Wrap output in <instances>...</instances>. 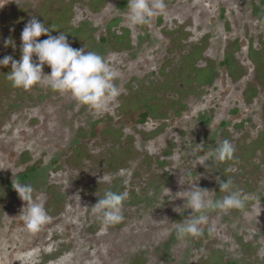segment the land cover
Instances as JSON below:
<instances>
[{"label": "rangeland", "instance_id": "obj_1", "mask_svg": "<svg viewBox=\"0 0 264 264\" xmlns=\"http://www.w3.org/2000/svg\"><path fill=\"white\" fill-rule=\"evenodd\" d=\"M45 1L0 0V58L20 59L21 31ZM87 1L73 4L71 22L94 28L96 45L81 48L104 58L117 97L94 109L43 82L14 88L7 79L11 65L0 67V264H209L214 254L225 262L264 264V83L255 81L249 57V48L264 40V20L253 13L254 5L264 11V0H165V10L142 26L128 22L127 6L118 8V0H106L99 10ZM112 18L119 19L118 32L129 30V49H112L100 39ZM170 31L183 35L184 48L173 47ZM203 37L206 58L199 64L215 61L214 82L187 95L180 114L140 122L126 104L129 91L161 81V67H175L182 50ZM8 38L15 48L4 46ZM236 39L244 74L233 79L222 60ZM247 87L258 89L251 101ZM172 95L165 93L164 103ZM112 127L122 129L118 146L107 131ZM225 139L234 157L217 162L212 150ZM114 150L120 154L112 158ZM217 178L261 198L243 210L213 211L203 236L177 240V224L191 214L184 191L194 182L219 199L225 193ZM17 181L32 185L36 200L46 202L51 185L62 199L39 232L27 231L20 219L25 202L12 187ZM107 190L128 197L123 222L105 229L90 207Z\"/></svg>", "mask_w": 264, "mask_h": 264}, {"label": "clouds", "instance_id": "obj_2", "mask_svg": "<svg viewBox=\"0 0 264 264\" xmlns=\"http://www.w3.org/2000/svg\"><path fill=\"white\" fill-rule=\"evenodd\" d=\"M165 8V0H128V22L132 26L145 25ZM52 30L55 29L33 16L21 31L20 59L16 60L10 55L0 58V67L11 65L7 79L14 88L27 90L43 82L52 91L70 94L80 104L94 109L102 107L106 97L115 98L120 94L113 83L114 74L101 55L86 51L85 48H73L64 32L54 36L51 34ZM41 36L47 38L39 40ZM4 46L15 48V42L11 38L5 39ZM33 57L36 58L35 62ZM45 66L50 68L47 75L43 73ZM43 77H47V80L42 81ZM234 152L233 144L225 139L212 150V155L217 162H223L232 159ZM205 161L209 160L204 159L195 166L204 165ZM217 182L220 191L225 193L219 199L208 197L207 193L212 191L201 189L194 182L184 191V201L188 204V209H191V214L184 222L177 224L174 230L177 240L185 241L203 236L209 213L243 210L249 201L261 198L234 187L231 179L217 178ZM12 187L20 200L25 202L19 214L25 229L32 233L39 232L51 219L45 208V200L34 198V189L30 184L17 181ZM127 197V192L107 190L90 207L91 213L101 221L105 229L117 225L124 220L122 208ZM208 231L211 234L214 229L209 228Z\"/></svg>", "mask_w": 264, "mask_h": 264}, {"label": "trees", "instance_id": "obj_3", "mask_svg": "<svg viewBox=\"0 0 264 264\" xmlns=\"http://www.w3.org/2000/svg\"><path fill=\"white\" fill-rule=\"evenodd\" d=\"M80 0H58V3L52 2L51 0H46L42 7L33 15H31L28 21L36 16L41 22L45 23L46 26L53 28L55 30L51 31L52 35H59L60 32H64L67 36L73 48L79 49L81 47H87L92 49L97 42L96 37L93 35L94 28L90 26L86 21H79L77 24L71 22L73 15V4L79 2ZM104 2V0H88V4L92 9L97 10L99 6ZM128 0H119L118 6L120 8H125ZM17 12H15L16 14ZM254 14L260 19L264 20V11L259 6H254ZM118 23V19H112L107 25V35L101 36V40L107 42L110 47L117 50L129 49L130 38L129 30L127 28H122L121 32L118 33L116 30L111 31V26ZM46 36H41L38 39L44 40ZM203 46L195 47L189 53L182 55L181 61L175 67L170 69L168 72L161 70L162 81L149 82L147 85L140 86V88L134 92H131V97L129 98V103L132 108L140 110L139 121L144 122L148 117H163L161 112V106L164 104L163 95L165 93H173L179 97H185L187 94L192 92L197 86H202L206 83H210L214 77L213 64L211 61L201 67L197 65V60L202 57ZM251 57L256 67L255 77L264 83V40H260V46L258 49L251 48ZM2 55V54H1ZM225 63L228 66L230 73L236 77L239 73V66L236 64L235 58L228 54L225 58ZM8 67V66H7ZM3 67V68H7ZM250 94L248 99H250L255 93V88H249ZM162 95L159 96L158 94ZM169 108H173L174 105L180 103L179 100L170 99ZM180 108L185 107L184 104L180 103ZM178 112V111H177ZM107 130V129H105ZM104 130V131H105ZM109 132H117L119 136L120 131L110 128L107 130ZM264 141V131L260 132V144ZM80 148V147H79ZM78 148V149H79ZM119 150H114L112 158L119 155ZM111 158V159H112ZM113 160V159H112ZM52 188L50 187V190ZM56 201L59 197H56ZM243 245L248 246L247 243L241 242ZM209 264H235L233 261H223L222 258L217 254L211 257V262Z\"/></svg>", "mask_w": 264, "mask_h": 264}, {"label": "flooded vegetation", "instance_id": "obj_4", "mask_svg": "<svg viewBox=\"0 0 264 264\" xmlns=\"http://www.w3.org/2000/svg\"><path fill=\"white\" fill-rule=\"evenodd\" d=\"M105 2H106V0H104V2L99 6V8L97 9V10H99L101 7H103V5L105 4ZM87 3H88V1H87ZM118 3H119V0L117 1V6H118ZM127 4H128V2H127ZM89 5V4H88ZM127 6V5H126ZM255 6V5H254ZM254 6H253V13H254ZM91 7V6H90ZM118 8H120L119 6H118ZM120 9H122V8H120ZM258 18V17H257ZM112 19H115V18H112ZM112 19H110V20H112ZM118 19V18H117ZM259 19V18H258ZM110 20L108 21V22H110ZM260 20V19H259ZM82 21H84V20H82ZM262 21V20H261ZM119 24V19H118V23L116 24V25H114V26H111V28H110V30L111 31H113V30H116L117 31V28H118V25ZM107 25H108V23H107ZM107 25H106V31H105V33L102 35V36H106L107 35ZM118 32V31H117ZM118 33H120V32H118ZM174 34V35H173ZM170 37H171V44L173 45V47H183L184 48V46H186V45H184V44H182V43H180V41L181 40H183V35H181V33H175V32H173V31H170V33L168 34ZM182 36V37H181ZM206 37H203L202 39H200L198 42H196V43H189L188 44V48L187 49H184V51L182 50V53L180 54V56H179V60L177 61V63H176V65L177 64H179V62L181 61V57H182V55H184V54H186V53H189L190 51H192L193 50V48H195V47H201V46H203V49H202V57L201 58H199L198 60H197V65L198 66H201V67H203V66H205L207 63H208V61H211L212 62V64H213V70H214V77H213V79H212V81L210 82V83H206V84H204V85H202V86H197L196 88H204V87H206V86H210L213 82H214V80H215V78H216V75H217V73H216V63H215V61L214 60H212V59H207V60H205V64H203V65H201V64H199V62L201 61V60H203V59H205L206 57H204V54H203V51H204V47H205V45H206ZM263 40V39H262ZM236 42H238V40L236 39V40H234L233 42H232V44L230 43L228 46H226V48H225V50H224V54H223V60H222V64L225 66V68H226V70H227V72H228V74L233 78V79H238L239 77H241L243 74H244V71H243V67L240 65V63L237 61V57H236V51L237 50H239V44L238 43H236ZM107 43V42H106ZM108 44V43H107ZM109 45V44H108ZM110 46V45H109ZM259 46H260V44H259ZM259 46L258 47H256V46H251L250 48H249V57H250V60H251V62H252V65H253V70H254V73H253V77H254V79H255V81L258 83V84H261V82L255 77V74H256V67H255V64H254V62H253V60H252V57H251V53H250V51H251V48L253 47V48H255V49H258L259 48ZM112 48V47H111ZM113 49V48H112ZM124 50V49H123ZM228 54H231L234 58H235V60H236V64L239 66V73H238V75L236 76V77H234L231 73H230V70H229V68H228V66L226 65V63H225V58H226V56L228 55ZM175 65V66H176ZM172 68V66H169V69L167 68V66L166 65H164L163 67H161V70L162 69H164L163 71H165V72H168L170 69ZM162 79H163V77H162ZM162 79H161V81H162ZM154 82H156V81H154ZM149 84V83H148ZM147 85V84H146ZM140 88V87H139ZM139 88H137V89H132L131 91H129V94H128V97H127V105L128 106H130V101H129V98L131 97L130 95H131V92H134V91H136V90H138ZM195 88V89H196ZM252 88H255V87H252ZM194 89V90H195ZM256 89V88H255ZM194 90L192 91V92H194ZM192 92H190V93H192ZM189 93V94H190ZM257 93H258V89H256V93L250 98V99H248V96H249V94H250V90H249V87H247L245 90H244V96H245V98H246V100L247 101H251L252 100V98H254L256 95H257ZM171 94V93H170ZM189 94H187V95H189ZM162 94L161 93H159V96H161ZM174 95V96H173ZM172 96H173V98H171V99H174V100H179V102L180 103H182V104H184L183 102H182V100H184V98L185 97H187V95L185 96V97H179V96H177L176 94H173ZM168 102H170V101H168L167 100V104H168V106H169V103ZM166 103H164V104H166ZM180 103H176L175 105H174V107L173 108H169L167 105H163V106H161V112H162V115H169V111H172L174 114H180L181 113V111L183 110V109H185V107L183 108V109H181L180 108ZM185 105V104H184ZM130 108H132V106H130ZM133 109V108H132ZM138 111V113H139V115H140V110H137ZM178 111V112H177ZM148 118H150V117H148ZM147 118V119H148ZM147 119H146V121H147ZM145 122V121H144ZM143 123V122H142ZM113 129H115V130H119L120 131V134H119V136L117 135V132H113V134H112V137H113V142H115L114 143V146H118L119 145V142L117 143V140L119 141L120 140V138H121V135H122V129L119 127V128H115V127H112ZM105 129H107V128H104V130ZM262 131H264V130H261L260 132H262ZM260 134V133H259ZM259 144V143H258ZM121 146V145H120ZM80 146H77L76 148H75V151L77 152V154H78V156H80L81 155V150H80V148H79ZM130 147V146H129ZM79 148V149H78ZM120 154V153H119ZM119 156V155H118ZM50 187L52 188L51 190H50ZM47 192V199H46V202H45V208H46V210H47V212L49 213L54 207H57L58 205H60L61 203H62V199H61V197H60V195L58 194V192H56L57 190L54 188V186L53 185H51V186H48L47 187V190H46ZM55 196L56 197H59L60 198V201L59 200H57L56 201V198H55ZM50 214V213H49Z\"/></svg>", "mask_w": 264, "mask_h": 264}]
</instances>
